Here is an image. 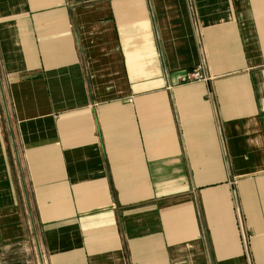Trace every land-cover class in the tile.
I'll return each mask as SVG.
<instances>
[{"label":"crops","instance_id":"crops-1","mask_svg":"<svg viewBox=\"0 0 264 264\" xmlns=\"http://www.w3.org/2000/svg\"><path fill=\"white\" fill-rule=\"evenodd\" d=\"M0 264H264V0H0Z\"/></svg>","mask_w":264,"mask_h":264},{"label":"built area","instance_id":"built-area-1","mask_svg":"<svg viewBox=\"0 0 264 264\" xmlns=\"http://www.w3.org/2000/svg\"><path fill=\"white\" fill-rule=\"evenodd\" d=\"M202 76L199 74V73H192V74H188L186 78H183L184 81H188V80H196V79H199L201 78ZM242 221V219H241ZM243 224V223H242ZM244 241H245V244L247 245V238L246 236L244 235Z\"/></svg>","mask_w":264,"mask_h":264},{"label":"rangeland","instance_id":"rangeland-1","mask_svg":"<svg viewBox=\"0 0 264 264\" xmlns=\"http://www.w3.org/2000/svg\"><path fill=\"white\" fill-rule=\"evenodd\" d=\"M1 102H2V99H1Z\"/></svg>","mask_w":264,"mask_h":264}]
</instances>
